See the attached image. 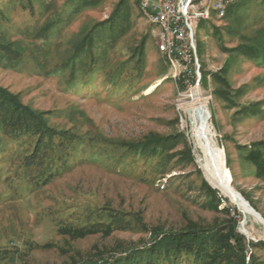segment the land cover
<instances>
[{"label": "rangeland", "instance_id": "rangeland-1", "mask_svg": "<svg viewBox=\"0 0 264 264\" xmlns=\"http://www.w3.org/2000/svg\"><path fill=\"white\" fill-rule=\"evenodd\" d=\"M119 1L103 0L79 14H67L64 18L72 17L71 21L54 22L49 30L46 25L61 14L67 0H0V42L16 43L24 50L22 54L0 51V85L20 94L32 108L49 111L51 123L58 127L129 141L152 132L179 135L178 155L169 165L151 169L131 160L119 166L111 155L80 152L83 160L76 168L49 184L35 185V174L20 164L19 146L8 143L0 149V264H69L96 253L98 247L149 237L139 228L82 238L58 231V224H85L88 211L108 206L140 214L148 225L167 230L179 229L188 220L212 222L219 214L205 182L218 192L222 207L241 213L231 208L240 233L246 217L249 237L242 234L249 241L264 239V224L246 216L211 185L182 124L183 117L188 118L186 107L196 102L208 105L213 137L223 150L232 186L264 217V180L256 178L244 152V147L264 140V65L243 56L232 59L224 50L239 44L244 33L256 34L264 26L263 7L252 0L229 18L201 21L195 35L199 68L189 75L159 50L155 27L141 13L140 2L129 0L127 32L113 46L98 44L99 50L106 49L103 60L108 62L94 77L92 89L79 90L86 75L82 70L72 73L64 65L66 58L83 31L107 20ZM216 2L211 0L213 6ZM144 39L143 74L130 86L109 81L112 68L128 59ZM218 75H224L233 89L249 84L239 103H260L258 109L242 112L241 105L219 98L216 92L223 85Z\"/></svg>", "mask_w": 264, "mask_h": 264}, {"label": "trees", "instance_id": "trees-1", "mask_svg": "<svg viewBox=\"0 0 264 264\" xmlns=\"http://www.w3.org/2000/svg\"><path fill=\"white\" fill-rule=\"evenodd\" d=\"M102 1L67 0L61 14L53 17L45 29L50 30L54 22L62 23L64 19L71 21L72 17H64L67 14H79ZM251 1L239 0L221 20L237 14ZM138 2L141 4V11L143 3L140 0ZM258 2L264 9V0ZM130 13L129 0H120L107 20L83 31L78 44L64 64L72 73L82 70L86 75L84 85L80 86L79 90L93 88L94 77L108 62L106 58L103 60L106 49L99 50L98 44L105 42L111 46L115 45L127 32ZM213 20L212 18L202 21ZM243 36L244 39L239 44L228 49L224 47V50L230 53L232 59L243 56L248 61L264 65V26L257 29L256 34L244 33ZM43 38H46V35H43ZM0 51L22 54L24 50L16 43L0 42ZM146 55L144 39L128 59L120 61L112 68L109 81L130 86L136 77L143 74ZM217 78L223 85L222 89L220 87L216 92L219 98L232 106L241 105L239 111L242 112L254 113L258 109L260 103H239V97L248 90L249 84L233 89L224 75H218ZM115 92L116 90H111V93ZM49 114V111L32 108L23 101L20 94L0 85V149H4L8 143L19 146L22 153L20 164L35 174L32 177L35 185L49 184L76 168L83 160L80 152L99 156L111 155L109 158L114 159L119 166L126 165L131 160L135 166L143 163L151 169H161L169 165L178 155L175 150L179 135L166 136L152 132L133 141L99 137L89 132L80 133L75 128L53 125ZM244 152L256 178L264 180V140L244 147ZM224 166L226 167L225 161ZM205 186L212 194L213 209L219 214L212 222L188 220L179 229L167 230L148 225L140 214L114 211L108 206L98 211H88L85 224H58V231L72 238L96 233L109 236L116 230L135 228L149 234L148 238L136 242H119L112 248L105 249L98 247L96 253L84 257L82 261L73 259L69 264H264V239L249 241L240 233L239 220L231 213V208L234 207H222L223 202L218 192L206 182ZM252 204L259 209L255 203ZM234 209L237 215L241 214Z\"/></svg>", "mask_w": 264, "mask_h": 264}, {"label": "bare ground", "instance_id": "bare-ground-1", "mask_svg": "<svg viewBox=\"0 0 264 264\" xmlns=\"http://www.w3.org/2000/svg\"><path fill=\"white\" fill-rule=\"evenodd\" d=\"M238 1L239 0L233 1L229 7L222 10V18L227 15L230 7L235 5ZM219 2L220 0H217L216 4L213 6L211 0H203V18L194 24L192 30L195 64L197 66L196 72H198L199 68L198 57L196 54L197 44L195 38L197 27H199V23L202 20L211 19L212 17L221 19L219 16H217ZM142 13L151 23L150 11L143 8V5ZM159 50L165 55L168 61L172 63H178L179 65L182 64V55L177 54L176 49L166 48V53L165 48H159ZM186 105L187 104L185 103V106ZM185 109H187L188 118L183 117V121L181 120L183 127L189 131V139L194 148L196 160L199 164H202L199 165V167L206 171L211 185L215 186L223 196L230 197L232 202L235 203L246 214V216L253 215L258 222L264 224V220L258 214H256L249 205L246 204L243 195L236 191L232 186L229 172L224 166L223 150L217 145L213 137L212 128L210 125L211 113L208 105L203 102H196Z\"/></svg>", "mask_w": 264, "mask_h": 264}, {"label": "built area", "instance_id": "built-area-1", "mask_svg": "<svg viewBox=\"0 0 264 264\" xmlns=\"http://www.w3.org/2000/svg\"><path fill=\"white\" fill-rule=\"evenodd\" d=\"M236 0H220L217 16ZM143 8L150 11L151 24L155 27L158 48H174L182 55L184 72L195 75L196 64L192 42L194 24L203 18V0H141ZM196 76H198L196 74Z\"/></svg>", "mask_w": 264, "mask_h": 264}, {"label": "water", "instance_id": "water-1", "mask_svg": "<svg viewBox=\"0 0 264 264\" xmlns=\"http://www.w3.org/2000/svg\"><path fill=\"white\" fill-rule=\"evenodd\" d=\"M244 200H245L246 204L249 205L252 208V210L264 220V217H262V215L255 208H253L246 199H244ZM245 223H246V217H244V220L240 225V230L242 233H244L246 236L249 237L248 232H247L246 227H245Z\"/></svg>", "mask_w": 264, "mask_h": 264}]
</instances>
